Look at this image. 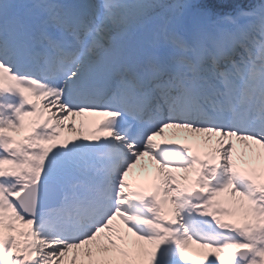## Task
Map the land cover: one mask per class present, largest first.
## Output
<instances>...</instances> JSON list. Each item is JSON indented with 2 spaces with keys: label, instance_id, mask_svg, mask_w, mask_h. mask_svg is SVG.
Wrapping results in <instances>:
<instances>
[{
  "label": "snow or ice",
  "instance_id": "1",
  "mask_svg": "<svg viewBox=\"0 0 264 264\" xmlns=\"http://www.w3.org/2000/svg\"><path fill=\"white\" fill-rule=\"evenodd\" d=\"M0 264H264V0H0Z\"/></svg>",
  "mask_w": 264,
  "mask_h": 264
}]
</instances>
